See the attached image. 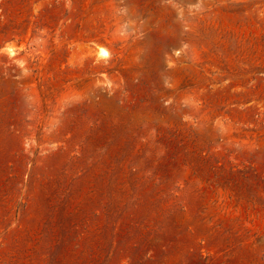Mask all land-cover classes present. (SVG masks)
Here are the masks:
<instances>
[{
    "label": "rangeland",
    "instance_id": "374dc122",
    "mask_svg": "<svg viewBox=\"0 0 264 264\" xmlns=\"http://www.w3.org/2000/svg\"><path fill=\"white\" fill-rule=\"evenodd\" d=\"M0 264H264V0H0Z\"/></svg>",
    "mask_w": 264,
    "mask_h": 264
},
{
    "label": "bare ground",
    "instance_id": "6f19581e",
    "mask_svg": "<svg viewBox=\"0 0 264 264\" xmlns=\"http://www.w3.org/2000/svg\"><path fill=\"white\" fill-rule=\"evenodd\" d=\"M103 53H105V51H103Z\"/></svg>",
    "mask_w": 264,
    "mask_h": 264
}]
</instances>
